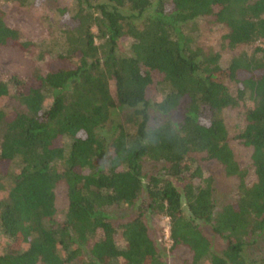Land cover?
I'll use <instances>...</instances> for the list:
<instances>
[{
    "label": "trees",
    "instance_id": "16d2710c",
    "mask_svg": "<svg viewBox=\"0 0 264 264\" xmlns=\"http://www.w3.org/2000/svg\"><path fill=\"white\" fill-rule=\"evenodd\" d=\"M12 1L18 9L30 2ZM75 1L62 51L45 74L34 69L26 81L0 80V99L21 107L0 111V190L8 183L0 232L9 240L0 264H166L149 231L150 215L167 218L170 251L190 254L175 264H256L244 252L264 236V0ZM3 18L0 11V48L26 53L35 46ZM199 18L227 30L230 52L261 47L252 56L233 54L222 68L218 54L192 47L184 34ZM123 40L130 42L125 51ZM154 74L165 87L164 105L183 124L178 139L134 150L139 119L132 134L116 124L104 135L114 110L131 109L137 117L133 102L154 94ZM224 80L235 85V96ZM244 99L251 107L235 138L250 150L249 185L219 116ZM203 162L237 180L235 202L215 213L209 180L195 185ZM59 186L66 200L61 221L55 220ZM113 209L121 211L116 218ZM117 232L124 248L116 245ZM209 235L223 241L219 252L211 250Z\"/></svg>",
    "mask_w": 264,
    "mask_h": 264
},
{
    "label": "rangeland",
    "instance_id": "374dc122",
    "mask_svg": "<svg viewBox=\"0 0 264 264\" xmlns=\"http://www.w3.org/2000/svg\"><path fill=\"white\" fill-rule=\"evenodd\" d=\"M96 1L100 2L101 0ZM75 5V0H41L36 4H33V0H30L26 6L18 9L14 7L16 6L14 1L0 0V11L3 13L5 24L16 29L21 40L32 42L35 45L26 53L13 48H0V80L7 81L9 77L13 76L20 81H26L34 69L44 75L46 63L55 54L62 51L64 21L72 17L76 9ZM92 30L94 32L93 28ZM226 33L227 30L223 26L210 25L204 18L196 19L184 28V34L190 39V45L218 54L219 65L222 68L228 65L233 54L243 52L252 56L254 48L256 46L261 47V44L256 42L230 52L224 47L223 36ZM129 44V40H123L121 42L122 51L127 50ZM223 84L232 96L236 95V87L231 81L224 80ZM152 87L154 93L159 91L162 97L165 87L161 82L160 75H153ZM110 90H112L111 84ZM249 107H251V103L244 99L239 101L236 107L225 109L219 114L226 128L228 146L234 159L238 167L246 172V185L251 184L254 179L249 162L250 150L242 146L235 137L244 126V113ZM19 109L21 107L11 97L0 99V111L7 113ZM177 118L174 117L176 120ZM137 121L138 118L132 115L131 109L114 110L110 115L109 122L103 128V133L104 135L110 134L111 127L120 124L127 133L132 134ZM69 143L70 139L67 137L61 141L65 151H67ZM200 166L203 172L200 179L195 180V185L200 184L203 186L205 184L204 180H209L213 212L219 211L221 207L227 204L234 203L237 198V180L226 177L221 167L212 162H203ZM1 183L4 190H0V198L4 196L8 188L7 182L3 180ZM65 207L66 200L63 187L59 186L55 191V220L61 221L63 219ZM120 212L119 209H113L110 214L116 218L121 214ZM127 212L125 211L126 214ZM148 221L149 231L156 239L158 249L166 264L182 263L190 260V254L186 249L178 247L170 251V243H164V231L168 226L167 218L160 215H150ZM208 239L213 252L217 253L222 249L223 241L220 238L209 235ZM115 242L119 248H124L119 232H117ZM8 243V238L0 232V252H3L5 245ZM12 248L16 249L17 247L13 245ZM244 253L247 259L256 264H261V261L264 260V236L256 239L251 246L245 249ZM198 264L209 263L207 259H202Z\"/></svg>",
    "mask_w": 264,
    "mask_h": 264
},
{
    "label": "clouds",
    "instance_id": "9594fccd",
    "mask_svg": "<svg viewBox=\"0 0 264 264\" xmlns=\"http://www.w3.org/2000/svg\"><path fill=\"white\" fill-rule=\"evenodd\" d=\"M132 108L142 124L140 133L130 140L134 150L175 142L184 130L182 122L172 116V109L164 105L159 91L135 100Z\"/></svg>",
    "mask_w": 264,
    "mask_h": 264
},
{
    "label": "built area",
    "instance_id": "2783aa9c",
    "mask_svg": "<svg viewBox=\"0 0 264 264\" xmlns=\"http://www.w3.org/2000/svg\"><path fill=\"white\" fill-rule=\"evenodd\" d=\"M164 243L169 244L170 240H169V233H168V226L166 227L165 231H164Z\"/></svg>",
    "mask_w": 264,
    "mask_h": 264
}]
</instances>
